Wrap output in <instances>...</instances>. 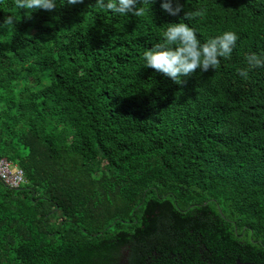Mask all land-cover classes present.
I'll use <instances>...</instances> for the list:
<instances>
[{
    "label": "trees",
    "instance_id": "trees-1",
    "mask_svg": "<svg viewBox=\"0 0 264 264\" xmlns=\"http://www.w3.org/2000/svg\"><path fill=\"white\" fill-rule=\"evenodd\" d=\"M178 2L0 0V264H264V0ZM179 22L238 40L176 84L142 54Z\"/></svg>",
    "mask_w": 264,
    "mask_h": 264
},
{
    "label": "clouds",
    "instance_id": "clouds-1",
    "mask_svg": "<svg viewBox=\"0 0 264 264\" xmlns=\"http://www.w3.org/2000/svg\"><path fill=\"white\" fill-rule=\"evenodd\" d=\"M62 4L75 5L82 0H60ZM152 2V0H150ZM15 7L25 10L26 18H31L33 12L44 10L51 12L57 7V0H14ZM141 0H96V5L107 10L114 16L141 15L138 7ZM175 3V7L173 6ZM161 9L169 15L176 16L182 10L178 0H162ZM191 16L185 12L183 20ZM6 23L13 24L15 19L9 16ZM198 32L188 23H169L162 34V41L146 48L142 54L143 67L151 68L157 73L170 78L174 83L181 84L185 78L196 73L197 69L207 72L210 68L219 67L221 58H228L233 52L238 35L233 31L202 41ZM248 68L264 67V54H250L246 57ZM240 77L247 78L248 70L242 69Z\"/></svg>",
    "mask_w": 264,
    "mask_h": 264
},
{
    "label": "built area",
    "instance_id": "built-area-1",
    "mask_svg": "<svg viewBox=\"0 0 264 264\" xmlns=\"http://www.w3.org/2000/svg\"><path fill=\"white\" fill-rule=\"evenodd\" d=\"M0 181L11 189H19L26 183L23 171L4 158L0 159Z\"/></svg>",
    "mask_w": 264,
    "mask_h": 264
},
{
    "label": "water",
    "instance_id": "water-1",
    "mask_svg": "<svg viewBox=\"0 0 264 264\" xmlns=\"http://www.w3.org/2000/svg\"><path fill=\"white\" fill-rule=\"evenodd\" d=\"M235 264H253V263H242L239 260H236Z\"/></svg>",
    "mask_w": 264,
    "mask_h": 264
}]
</instances>
